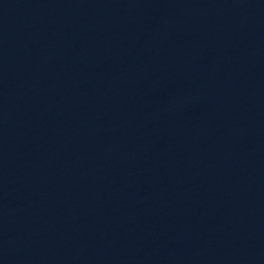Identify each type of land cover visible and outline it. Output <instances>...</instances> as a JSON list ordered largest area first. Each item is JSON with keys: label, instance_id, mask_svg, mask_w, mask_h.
<instances>
[{"label": "water", "instance_id": "water-1", "mask_svg": "<svg viewBox=\"0 0 264 264\" xmlns=\"http://www.w3.org/2000/svg\"><path fill=\"white\" fill-rule=\"evenodd\" d=\"M0 264H264V0H0Z\"/></svg>", "mask_w": 264, "mask_h": 264}]
</instances>
